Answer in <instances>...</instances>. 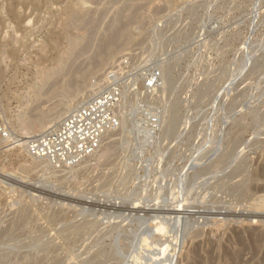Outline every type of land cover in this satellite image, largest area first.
<instances>
[{"label": "rangeland", "instance_id": "374dc122", "mask_svg": "<svg viewBox=\"0 0 264 264\" xmlns=\"http://www.w3.org/2000/svg\"><path fill=\"white\" fill-rule=\"evenodd\" d=\"M110 45L117 51L105 63L102 58L110 53ZM63 59L66 66L62 65V70L47 78L48 70L59 66ZM125 59L129 60L128 68L122 66ZM100 61L103 65L95 74L93 68L102 64ZM111 68L132 73L135 94L127 87L122 127L116 131L118 134L104 141L101 148L104 153L100 149L80 167L61 172H56L59 168H51L52 165L47 169L41 159L30 157L19 143L28 135L22 132L21 123L40 113L43 116L47 111L49 118L65 111L66 102L72 98L69 91L83 77L89 84L97 85L94 96L103 88L105 75ZM153 70L159 72L160 80L153 93H147L144 85ZM68 82L71 88L62 89L60 84ZM89 89L92 87L88 86ZM86 94L90 93H81L80 99ZM146 112L149 115L159 112L163 117V120L158 117L162 121L152 138L150 131L137 133L136 126L147 125ZM132 113L134 116H129ZM55 122L29 135L38 134ZM0 127L8 132L7 137H0V264L147 262L148 257H154L152 252H157L146 241L150 224L147 219L154 212L130 210L134 203H152L151 197L160 194L168 205L176 195L184 201L180 203H192L189 217H211L214 215L199 212L220 210V213L226 204L229 210L225 206L227 210L222 212H230L238 204L244 206L264 196V0H0ZM120 136L124 139H119ZM216 148L221 151L215 153ZM12 173L21 175L24 182L18 185L9 179ZM71 193L77 194L73 197ZM200 201L210 202L209 205L205 202L207 209L212 203L216 210L213 207L207 210ZM241 219L234 222L226 219V227L221 228L213 223L195 225L185 237L179 232L177 242H163L162 238L157 246L166 250L178 246L175 264H262L264 218L258 222L259 227H256L258 223L249 224L247 220L248 224L240 223ZM252 231L260 237L256 249L252 248ZM138 234L145 240L143 244L137 239ZM122 246L128 247L125 250ZM238 250L242 252L240 260H231Z\"/></svg>", "mask_w": 264, "mask_h": 264}, {"label": "bare ground", "instance_id": "6f19581e", "mask_svg": "<svg viewBox=\"0 0 264 264\" xmlns=\"http://www.w3.org/2000/svg\"><path fill=\"white\" fill-rule=\"evenodd\" d=\"M109 37V36H108ZM108 39V38H107ZM106 39V40H107ZM111 42V41H110ZM113 42V41H112ZM111 46V45H110ZM113 46H114V44H113ZM111 48V50H109L110 51V53L107 55V56H105L104 58H102V59H104L103 60V62H105V61H108V60H110L111 58H112V56H113V53L115 52V51H117L116 50V48L115 47H110ZM121 48V47H120ZM109 49V48H108ZM71 54V53H70ZM73 54V53H72ZM64 58H66V57H64ZM68 59H69V56H68ZM69 61H70V59H69ZM64 62H65V59H63L60 63H58L59 64V66H57V67H55V68H53L52 70H48V73L46 74V76H47V78H49L50 79V77L54 74V73H56L57 71H60V70H62L61 69V67H62V65H65L64 64ZM100 62H102V61H100ZM103 62H102V64H100V63H98V64H100V65H98V66H95L94 68H93V72L96 74L97 72H99V70H101V66L103 65ZM67 63V62H66ZM106 63V62H105ZM66 66V65H65ZM64 67V66H63ZM69 68V67H68ZM92 67H90L89 69H91ZM60 69V70H59ZM165 70V69H164ZM91 71H92V69H91ZM90 70L89 71H87V72H91ZM80 72V71H79ZM73 73V72H72ZM81 73V72H80ZM165 73V72H164ZM70 74V73H69ZM76 73H74V75H75ZM93 74V73H92ZM77 75V74H76ZM80 75V74H79ZM71 76V75H70ZM82 76V75H81ZM164 76V75H163ZM80 80V79H79ZM87 81V82H86ZM86 81H85V79H84V77H83V79H81L80 81H77V84H76V86L74 87V89L73 90H70L69 92H71V95H72V98H71V100H69V101H67L66 102V108H65V111H63V112H60V113H58L57 115H55L54 116V114H56V113H54L52 116H51V118H49V112L47 111L46 113L47 114H44L43 116H41L42 114L40 113V116H39V114H38V116L36 117L35 116V118H32V116L29 118V120H26V121H23L22 123H21V130H22V132H24V133H28V135L30 134V133H32V132H34V131H36L37 129H39V128H44V127H46L47 125H49L50 123H52V122H55V121H58L61 117H63V115H65L66 113H68L71 109L72 110H74L77 106H79L83 101H84V99L85 98H89L90 96H92L94 93H95V91H96V87H97V85L96 86H94V84H89L90 82L88 81V79H86ZM164 81V80H163ZM70 82V81H69ZM69 82H68V84H64V83H62V84H60L61 85V88L62 89H65V90H69V87L71 88V84H69ZM95 84H97V83H95ZM53 85V84H52ZM88 86H91L92 87V89H89V90H87V87ZM57 88H60V86L58 87L57 86ZM69 92H67V93H69ZM83 92H86V93H90V94H86L85 95V97L81 100L80 98H81V96H80V94L81 93H83ZM147 94V93H146ZM147 95H149V94H147ZM144 97V96H143ZM66 101V100H65ZM82 101V102H81ZM142 101V100H141ZM81 102V103H80ZM61 103H63V102H61ZM80 103V104H79ZM55 104V103H54ZM57 106V105H56ZM151 106V105H150ZM72 107H74V108H72ZM124 108V107H123ZM157 109V108H156ZM71 110V111H72ZM142 110H144V109H142ZM147 110V109H146ZM158 110V109H157ZM70 111V112H71ZM131 111V110H130ZM156 111V110H155ZM138 112V111H137ZM160 112V111H159ZM159 112H158V117L159 118H161L162 116L160 115L159 116ZM147 113V112H146ZM148 114V113H147ZM161 114V113H160ZM127 115V114H126ZM144 115V114H143ZM149 115V114H148ZM47 116H48V118H47ZM139 116V115H138ZM34 117V116H33ZM146 117V116H145ZM151 119L154 117V116H149ZM32 118V119H31ZM127 118V117H126ZM158 118V119H159ZM131 119V118H130ZM139 119V118H138ZM142 119H143V116H142ZM147 119V118H146ZM146 119H145V121H146ZM150 119V120H151ZM144 120V119H143ZM150 120L148 121V122H145V121H142V122H145V124H147L148 125V130L145 128V129H140L139 130V133H143V131L145 132V131H150ZM162 120H163V117H162ZM161 119L159 120V122L160 121H162ZM130 121V120H129ZM59 122V121H58ZM58 122H55V124L54 125H56ZM138 122V121H137ZM125 123V122H124ZM130 123V122H129ZM140 123H141V121H140ZM142 124V123H141ZM53 125V126H54ZM129 125V124H128ZM130 126V125H129ZM141 126V125H140ZM137 127V126H136ZM124 129V128H123ZM128 130V129H127ZM167 130V129H166ZM129 131H130V129H129ZM128 131V132H129ZM132 131V130H131ZM167 132H168V130H167ZM170 132V131H169ZM118 134V132H113V133H110V134H108L107 135V137H106V139H105V141L107 140V139H109V138H112L115 134ZM123 133V132H122ZM131 133H129V135H130ZM18 135H20V134H18ZM26 135V136H24V137H22L21 138V140H20V136L18 137L19 138V140H20V142H19V140H18V142L21 144V146H22V148L23 149H26V141H27V139H28V137L29 136H31V135ZM132 136H133V134H131ZM139 135V134H138ZM143 135V134H142ZM16 136V135H15ZM23 136V135H22ZM141 136V135H140ZM140 136H138V137H140ZM125 137H126V135H125ZM12 138V137H11ZM14 138V137H13ZM16 138V137H15ZM25 138H27L26 140H24ZM141 138V137H140ZM144 138V137H143ZM119 139H124V138H122L121 136H120V138ZM118 139V140H119ZM127 139H128V137H127ZM1 140H3V138L1 139ZM130 140V139H129ZM128 140V141H129ZM139 140V139H138ZM5 141H7V140H5ZM16 141V140H15ZM114 141V140H113ZM124 141V140H123ZM127 140L125 139V142H126ZM132 141V140H131ZM12 142V141H11ZM110 142H112V141H110ZM161 142V141H160ZM128 143V142H127ZM154 143V142H153ZM156 143V142H155ZM15 144V143H14ZM13 144V145H14ZM19 144V145H20ZM129 144V143H128ZM131 144V143H130ZM161 144V143H160ZM108 145V144H107ZM132 145V144H131ZM159 145V144H158ZM103 146V145H102ZM106 146V145H105ZM104 146V147H105ZM132 146H134V145H132ZM153 146H155V145H153ZM152 146V147H153ZM130 147V146H129ZM140 147H143L142 145L140 146ZM102 148V147H101ZM100 148V149H101ZM113 148V147H112ZM128 148V147H127ZM145 148V147H144ZM161 148V147H160ZM99 149V150H100ZM130 149V148H129ZM102 151H103V153H104V150L103 149H101ZM100 150V151H101ZM106 150H108L107 149V147H106ZM109 150H111L110 148H109ZM108 150V151H109ZM148 150V149H147ZM150 150V149H149ZM152 150L154 151V148H152ZM156 150H157V148H156ZM155 150V151H156ZM162 150V149H161ZM165 150V149H164ZM220 152L221 150H219V148L217 149L216 148V151L215 150H213L212 151V154L214 153V151H215V153L216 152H218V151ZM140 151H141V149H140ZM158 151V150H157ZM106 152V151H105ZM136 152V151H135ZM146 152H148V151H146ZM164 152H166V151H164ZM163 152V153H164ZM218 152V153H219ZM139 153V152H138ZM137 153V154H138ZM150 153V152H149ZM158 153H159V151H158ZM162 153V152H161ZM215 153H214V155H215ZM229 153V152H228ZM141 154H145V153H140V155ZM148 154V153H147ZM165 154V153H164ZM223 154V153H222ZM227 154V153H226ZM105 155V154H104ZM139 155V154H138ZM137 155V158H141V156H138ZM152 155H154V154H152ZM217 155V154H216ZM224 155V154H223ZM105 156H107V155H105ZM130 156H132L133 157V155H130ZM148 157H150L149 155H147ZM146 156V157H147ZM163 156V155H162ZM200 156V155H199ZM208 156V155H207ZM210 156H212V155H209V157L208 158H211ZM218 156V155H217ZM90 157V156H89ZM144 157V156H143ZM227 157V156H226ZM152 158V157H151ZM162 158H164V157H162ZM161 158V159H162ZM197 158H201V157H197ZM196 158V159H197ZM205 158V157H204ZM204 158H201V159H204ZM213 159L215 158V156H213L212 157ZM217 158V157H216ZM228 158V157H227ZM36 159V158H35ZM144 159V158H143ZM147 159H149V158H147ZM156 159V158H155ZM212 159V160H213ZM222 159V158H221ZM224 159V158H223ZM226 159V158H225ZM224 159V160H225ZM245 159V158H244ZM38 160H40V159H38ZM86 160V159H85ZM84 160V161H85ZM133 160V159H132ZM137 160V159H136ZM135 160V161H136ZM163 160V159H162ZM205 160V159H204ZM209 160V159H208ZM207 160V161H208ZM216 160V159H215ZM218 160V159H217ZM35 161V160H34ZM40 161H42V163H46V165H47V169L48 168H50V167H48V166H51V165H49L48 163H47V161H45V160H40ZM83 161V162H84ZM89 161V160H88ZM125 161H127V160H125ZM150 160H148V162H149ZM200 161V160H199ZM206 161V162H207ZM220 161H222V160H220ZM82 162V163H83ZM151 162V161H150ZM204 162V161H203ZM205 162V163H206ZM209 162V161H208ZM215 162V161H214ZM248 162V161H247ZM41 163V162H40ZM82 163H80V164H82ZM144 163H145V159H144ZM153 163H154V161H153ZM228 163V162H227ZM239 163V162H238ZM237 163V164H238ZM80 164H78L77 166H79ZM145 164H148V163H145ZM155 164V163H154ZM210 164V163H209ZM209 164H207V165H209ZM241 164V163H240ZM239 164V165H240ZM249 164V163H248ZM263 164V163H262ZM141 165V164H140ZM192 165V164H191ZM191 165H189L190 166V168H191ZM217 165V164H216ZM228 165V164H227ZM77 166H74V167H69V168H66V167H63V168H59V169H56V172H61V171H65V170H67V169H69V170H72L73 171V169L75 168V167H77ZM134 166H135V164H134ZM147 166V165H146ZM151 166V165H150ZM195 165H193V167H194ZM199 166V165H198ZM203 166V165H202ZM211 166V165H210ZM219 166H221V165H219ZM226 166V165H225ZM238 166V165H237ZM253 166V165H252ZM80 167V166H79ZM152 167V166H151ZM160 167V166H159ZM192 167V168H193ZM212 167V166H211ZM216 167V166H215ZM239 167V166H238ZM51 168H56V167H52L51 166ZM50 168V169H51ZM125 168V167H124ZM130 168V167H129ZM199 168V167H198ZM198 168H196L197 170H199ZM201 168V167H200ZM220 168V167H219ZM225 168V167H224ZM232 168V167H231ZM237 167L235 166V168L234 169H236ZM263 168V167H262ZM76 169V168H75ZM83 169V168H82ZM81 169V170H82ZM127 169V168H126ZM195 169V170H196ZM208 169H209V167H208ZM223 169V168H222ZM242 169V168H241ZM131 170V169H130ZM129 170V171H130ZM132 170H133V168H132ZM131 170V171H132ZM188 170V169H187ZM193 170V169H192ZM197 170L195 171V173H197ZM207 170V169H206ZM215 170V169H214ZM217 170V169H216ZM215 170V171H216ZM223 170H226V169H223ZM233 170V169H232ZM45 171V170H44ZM54 171V170H53ZM83 171V170H82ZM204 171V170H203ZM211 171V170H210ZM219 171V170H218ZM227 171H228V169H227ZM230 171H231V169H230ZM230 171H228V172H230ZM238 171V170H237ZM258 171V170H257ZM263 171V170H262ZM261 171V172H262ZM52 172V171H51ZM81 172V171H80ZM142 172V171H141ZM185 172V171H184ZM184 172H183V176H184ZM201 172V171H200ZM207 172V171H206ZM234 172V171H233ZM241 172V171H240ZM260 172V171H259ZM5 173V172H4ZM43 173H46V172H43ZM66 173V172H65ZM67 173H69V171L67 172ZM137 173H139V172H137ZM186 173H187V171H186ZM189 173H190V171H189ZM192 173V172H191ZM215 173V172H214ZM224 173V172H223ZM231 173V172H230ZM246 173V172H245ZM256 173V172H255ZM264 173V172H263ZM124 174V173H123ZM213 174V173H212ZM217 174H218V172H217ZM239 174V173H238ZM260 174V173H259ZM0 175H2V173L0 174ZM65 175V174H64ZM129 175H130V173H129ZM198 175H200L199 173L197 174V176ZM233 175V174H232ZM256 175H258V174H256ZM255 175V176H256ZM5 176V175H4ZM21 176V175H20ZM20 176H17V175H15L14 173H12L11 175H10V177L11 178H9V179H11L12 181H14L15 183H19L20 184V182H22L23 180L21 179L22 178V176L20 177ZM63 176V175H62ZM80 176V175H79ZM123 176V175H122ZM121 176V177H122ZM210 176H212V175H210ZM225 176V175H224ZM238 176V175H237ZM242 176V175H241ZM57 177H59V176H57ZM144 177V176H143ZM186 177V176H185ZM192 177V176H191ZM191 177H189L188 179L190 180V178ZM194 177H196V175L194 176ZM222 178V180H223V176H221ZM263 177V176H262ZM26 178V177H25ZM28 178V177H27ZM74 178H76V177H74ZM73 178V179H74ZM126 178V177H125ZM142 178V177H141ZM211 178H213V177H211ZM210 178V179H211ZM257 178V177H256ZM259 178L260 177H258V180H259ZM1 179V178H0ZM24 179V178H23ZM57 179H59V178H57ZM67 179V178H66ZM186 179V178H185ZM224 179H225V177H224ZM254 179V178H253ZM252 179V180H253ZM262 179V178H261ZM39 180V179H38ZM56 180V179H55ZM54 180V181H55ZM106 180H108V179H106ZM237 180V179H236ZM244 180V179H243ZM242 180V181H243ZM255 180V179H254ZM257 180V179H256ZM4 181V180H3ZM6 181V180H5ZM43 181H45V180H43ZM53 181V180H52ZM60 181V180H59ZM187 181V180H186ZM208 182H209V180H207ZM205 182V183H208V182ZM228 181H229V179H228ZM244 181H246V180H244ZM261 181V180H260ZM24 182V181H23ZM46 182H47V180H46ZM212 182V181H211ZM215 182V181H214ZM220 182V181H219ZM237 182V181H236ZM41 183V182H40ZM63 183L64 182H62V185H63ZM222 183V182H221ZM224 183V182H223ZM226 183V182H225ZM243 183V182H242ZM253 183V182H252ZM255 183V182H254ZM0 184H1V182H0ZM18 184V185H19ZM29 184V183H28ZM33 184V183H32ZM35 184V183H34ZM50 184H51V182H50ZM64 184H67V183H64ZM106 184V183H105ZM119 184V183H118ZM139 184V183H138ZM175 184V183H174ZM25 185V184H24ZM36 185V184H35ZM60 185V184H59ZM102 185V184H101ZM101 185H100V187H101ZM114 185H115V183H114ZM178 185V184H177ZM210 185H212V184H210ZM218 185V184H217ZM221 185V184H220ZM220 185H218V186H220ZM235 185V184H234ZM243 185V184H242ZM263 185V184H262ZM2 186V185H1ZM0 186V187H1ZM17 186V185H16ZM15 186V187H16ZM27 186V185H26ZM98 186V185H97ZM96 186V187H97ZM148 186V185H147ZM158 186H160V185H158ZM224 186H226V185H224ZM18 187V186H17ZM214 187V186H213ZM228 187V186H227ZM232 187H234V186H232ZM238 187H241V185L239 186L238 185ZM2 188V187H1ZM22 188V187H21ZM24 188V187H23ZM22 188V189H23ZM43 188V187H42ZM47 188V187H46ZM109 188V187H108ZM156 188V187H155ZM166 188V187H165ZM175 188V187H174ZM195 188V187H194ZM197 188V187H196ZM230 188V187H229ZM236 188V187H235ZM244 188V187H243ZM254 188V187H253ZM6 189V188H5ZM18 189H20V188H18ZM26 189V188H25ZM37 189V188H36ZM54 189H56V188H54ZM64 189V188H63ZM85 189V188H84ZM95 189V188H94ZM161 189V188H160ZM172 189V188H171ZM177 189V188H176ZM213 189V188H212ZM249 189V188H248ZM14 190V189H13ZM16 190V189H15ZM42 190V189H41ZM51 190V189H50ZM96 190V189H95ZM158 190H159V188H158ZM209 190V189H208ZM217 190V189H216ZM219 190V189H218ZM237 190V189H236ZM260 190V189H259ZM29 191V190H28ZM48 191V190H47ZM47 191H45L46 192V194H47ZM52 191V190H51ZM50 191V192H51ZM54 191V190H53ZM76 191V190H75ZM83 191V190H82ZM86 191V190H85ZM113 191V190H112ZM112 191H110L109 193H111ZM133 191V190H132ZM177 191H179V190H177ZM176 191V192H177ZM203 191H204V189H203ZM231 191V190H230ZM235 191V190H234ZM244 191V190H243ZM250 191H251V189H250ZM252 191H255V190H252ZM42 192V191H41ZM56 192H57V190H56ZM70 192H72V191H70ZM88 192V191H87ZM103 192V191H102ZM162 192H164V191H162ZM161 192V193H162ZM196 192V191H195ZM198 192V191H197ZM209 192V191H208ZM217 192V191H216ZM231 192H233V191H231ZM239 192H240V190H239ZM242 192V191H241ZM249 192V191H248ZM20 193V192H19ZM66 193H68L67 191H66ZM106 193V192H105ZM201 193V192H200ZM200 193H199V195H200ZM204 193V192H203ZM246 192H244L243 194H245ZM253 193H255V192H253ZM253 193H251V194H253ZM258 193H260V192H258ZM27 194V193H26ZM39 194V193H38ZM37 194V195H38ZM53 194H55V193H53ZM57 194V193H56ZM62 194V193H61ZM60 194V195H61ZM70 194V193H69ZM72 195H73V193H71ZM77 193H75L74 195H76ZM102 194V193H101ZM104 194V193H103ZM102 194V195H103ZM108 194V193H107ZM123 194V193H122ZM148 194V193H147ZM167 194H168V192H167ZM178 194V193H177ZM193 194H195V193H193ZM206 194V193H205ZM209 194V193H208ZM234 194V193H233ZM247 194V193H246ZM33 195V194H32ZM43 195V194H42ZM58 195V194H57ZM71 195V196H72ZM73 195V197H75ZM84 195V194H83ZM89 195V194H88ZM91 195V194H90ZM136 195V194H135ZM134 195V196H135ZM182 195H183V193H182ZM182 195H181V197H182ZM210 195V194H209ZM213 195V194H212ZM216 195V194H215ZM214 195V196H215ZM247 195H249V194H247ZM254 195V194H253ZM260 196H261V194H259ZM26 196H28V195H26ZM25 196V197H26ZM39 197H40V195H38ZM43 196H46L45 194L43 195ZM49 196V195H48ZM47 196V197H48ZM54 196V195H53ZM56 196V195H55ZM66 196H67V194H66ZM69 196V195H68ZM79 196V195H78ZM81 196V195H80ZM99 196V195H98ZM111 196V195H110ZM146 196V195H145ZM150 197L151 196H153V195H149ZM176 196V195H175ZM173 197V198H175L174 199V202L172 201L171 203H173V204H176L177 206H173V205H170V204H168V205H166L165 203V201L162 199V197H161V195L160 194H156V195H154L153 196V198L151 197V200H152V203H151V201L149 202V203H144V204H140V202L137 204V203H134V205L133 204H131V205H133L132 206V208H129L130 210H135V211H145V212H154L152 215H150L149 217H148V221H147V223L148 222H150V224H149V232L147 231V230H144V231H147V239H146V241H147V243L149 244V245H151L153 248H154V250H156L157 252H152V250H150L152 253H153V255H154V257H148V259L147 260H149V261H136V264H159V263H162V264H175V261H176V259H177V247H172V248H169L168 250H166L167 248L166 247H163V246H157V245H159L162 241H161V239L163 238V242L164 241H171L172 243H175V242H177L176 241V239H177V235H178V233L181 235V233H182V235L185 237V235L184 234H186V232H188V231H190V229H191V227L193 228V226H197V225H204V224H208V223H213L214 225H215V227L217 226L218 228H221L225 223H227L228 221H236V220H240L241 219V217H244L243 219H241V222L240 223H242V221L244 222H246L247 223V221H248V223L249 224H256V223H258L259 221H261V217H263L264 218V196L263 197H260V196H258V200H256V201H253V202H247V204H243L244 206H240L241 204H238L237 206H235L234 208H235V210L233 209V208H230V209H233L234 211H231L230 210V212H222L226 207H228V205L226 204L225 206H224V209L223 210H221V212L219 213V211L218 212H199L200 214H209V215H214V216H200V215H196L195 217H189L188 216V214L190 215V210L192 209L190 206V204H192V203H189L188 205H184L183 203H180L181 201H182V199H181V201L180 200H178V198H176V197ZM184 196V195H183ZM213 196V197H214ZM230 196H231V194H230ZM236 196V195H235ZM257 196V195H256ZM21 197H23V195L21 196ZM29 197V196H28ZM57 197H61V196H57ZM77 197V196H76ZM123 197V196H122ZM136 197H138V196H136ZM142 197V196H141ZM144 197V196H143ZM147 197H148V195H147ZM168 197V196H167ZM189 197V196H188ZM204 197V196H203ZM218 197V196H217ZM225 197V196H224ZM229 197V196H228ZM232 197V196H231ZM231 197H230V199H231ZM249 197V196H248ZM24 198V197H23ZM30 198V197H29ZM33 198V197H32ZM36 198H37V196H36ZM41 198V197H40ZM51 198V197H50ZM81 198V197H80ZM88 199H89V197H87ZM94 198V197H93ZM92 198V199H93ZM96 198V197H95ZM109 198H111V197H109ZM138 198H140V197H138ZM144 198H146V197H144ZM149 198V197H148ZM163 198H165V197H163ZM186 198H187V195H186ZM190 198H191V196H190ZM193 198V197H192ZM205 198V197H204ZM204 198H202V199H204ZM215 198V197H214ZM220 198V197H219ZM256 198V197H255ZM31 199V198H30ZM54 199V198H53ZM70 199V198H69ZM82 199H83V197H82ZM84 199H86L85 197H84ZM117 199H118V197H117ZM126 199V198H125ZM143 199V198H142ZM141 199V200H142ZM213 199V198H212ZM33 201H34V199H32ZM40 200V199H39ZM50 200V199H49ZM76 200H78V199H76ZM112 200V199H111ZM150 200V199H149ZM166 200V199H165ZM184 200H186L185 198H184ZM191 200V199H190ZM190 200L188 201V202H190ZM197 201H198V199H196ZM207 200V199H206ZM221 200V199H220ZM248 200H250V199H248ZM41 201V200H40ZM54 201H55V199H54ZM59 201V200H58ZM65 201V200H64ZM79 201V200H78ZM81 201V200H80ZM84 201V200H83ZM93 201V200H92ZM101 201V200H100ZM124 201V200H123ZM122 201V202H123ZM134 201V200H133ZM144 201H145V199H144ZM144 201H142V202H144ZM170 201H171V199H170ZM187 201V200H186ZM195 201V200H194ZM214 201V200H213ZM215 201H216V199H215ZM224 201V200H223ZM230 201V200H229ZM229 201H228V203H229ZM232 201V200H231ZM86 202V201H85ZM107 202V201H106ZM108 202H109V200H108ZM107 202V203H108ZM126 202V201H125ZM165 202V203H164ZM182 202H184V201H182ZM193 202V201H192ZM201 202V201H200ZM205 202L206 201H204V203L203 202H201V203H203L204 205H205ZM220 202V201H219ZM218 202V203H219ZM31 203H32V201H31ZM39 203V202H38ZM63 203V202H62ZM77 203V202H76ZM83 203V202H82ZM88 203V202H87ZM110 203H112V202H110ZM116 203V202H115ZM114 203V204H115ZM128 203H129V201H128ZM131 203V202H130ZM201 203L200 204H198L199 206L201 205ZM206 203H208V202H206ZM210 203V202H209ZM209 203H208V205H209ZM238 203V202H237ZM33 204V203H32ZM120 204V203H119ZM122 204V203H121ZM124 204V203H123ZM127 204V203H126ZM186 204V203H185ZM230 204V203H229ZM232 204V203H231ZM42 205V204H41ZM66 205V204H65ZM100 205V204H99ZM102 205V204H101ZM103 205H104V202H103ZM190 205V206H189ZM196 205H197V203H196ZM204 205H203V207H204ZM30 206H31V204H30ZM36 206V205H35ZM48 206V205H47ZM59 206V205H58ZM63 206V205H62ZM85 206V205H84ZM106 206V205H105ZM112 206H113V203H112ZM111 206V207H112ZM120 206V205H119ZM130 206V205H129ZM202 206V205H201ZM214 206H215V204H214ZM217 207H219L218 205H216ZM221 206V205H220ZM230 206V205H229ZM31 207H33V206H31ZM36 207H38V206H36ZM35 207V208H36ZM65 207V206H64ZM74 207H76L75 205H74ZM89 207H91V206H89ZM88 207V208H89ZM118 207V206H117ZM141 207H143L142 209H140ZM194 207H195V205H194ZM207 206L205 205V208H206ZM213 206H212V203H211V208H212ZM221 207H223V205L221 206ZM240 207V208H239ZM85 208V207H84ZM99 208V207H98ZM114 208V207H113ZM197 208H199L198 206H197ZM201 208V207H200ZM204 208V209H205ZM210 208V206L208 207V209H211ZM216 208V207H215ZM214 207L212 208V210L213 209H215ZM236 208H237V210H236ZM55 209V208H54ZM58 209H59V207H58ZM66 209V208H65ZM90 209V208H89ZM97 209V208H96ZM103 209V208H102ZM106 209V208H105ZM109 209V208H108ZM124 209H126V208H124ZM194 209V208H193ZM196 209V208H195ZM207 209V208H206ZM207 209V210H208ZM217 209H220V208H217ZM244 209V210H243ZM30 210H32V209H30ZM33 210H35V209H33ZM61 210V209H60ZM66 210H68V209H66ZM99 210V209H98ZM129 210V211H130ZM203 210V209H202ZM216 210V209H215ZM225 210H227V208L225 209ZM228 210H229V207H228ZM53 211H55V210H53ZM107 211V210H106ZM113 211H114V209H113ZM122 211V210H121ZM196 211H199V210H196ZM211 211V210H210ZM214 211V210H213ZM40 212V211H39ZM56 212H57V210H56ZM72 212V211H71ZM81 212V211H80ZM86 212H87V210H86ZM90 212V211H89ZM96 212H97V210H96ZM103 212V211H102ZM101 212V213H102ZM115 212V211H114ZM123 212V211H122ZM126 212V211H125ZM193 212V211H192ZM26 213V212H25ZM29 214H31V211L30 212H28ZM28 213H26V214H28ZM41 213H43L42 211H41ZM54 213V212H53ZM66 213V212H65ZM69 213V212H68ZM108 213H109V211H108ZM113 213V212H112ZM116 213V212H115ZM114 213V214H115ZM118 213V212H117ZM132 213V212H131ZM144 213V212H143ZM194 213V212H193ZM198 213V212H197ZM51 214V213H50ZM59 214V213H58ZM89 214V213H88ZM91 214V213H90ZM104 214V213H103ZM134 214V213H133ZM137 214V213H136ZM221 215V216H219V217H216L215 215ZM32 215V214H31ZM37 215V214H36ZM42 215V214H41ZM63 215V214H62ZM67 215V214H66ZM82 215V214H81ZM106 215V214H105ZM113 215V214H112ZM125 215V214H124ZM129 215V214H128ZM138 215V214H137ZM143 215V214H142ZM29 216V215H28ZM38 216V215H37ZM69 216V215H68ZM85 216V215H84ZM88 216V215H87ZM95 216V215H94ZM114 217H115V215H113ZM135 216V215H134ZM139 216V215H138ZM145 216V215H144ZM191 216H194V215H191ZM199 216V217H198ZM228 216H232L233 218H228ZM27 217V216H26ZM32 217V216H31ZM30 217V218H31ZM52 217H54V216H52ZM125 217H128V216H125ZM42 218V217H41ZM40 218V219H41ZM60 218V217H59ZM81 218V217H80ZM105 218V217H104ZM138 218V217H137ZM49 219V218H48ZM51 219V218H50ZM61 219V218H60ZM85 219V218H84ZM84 219H82L83 221H84ZM101 220H102V218H100ZM124 219V218H123ZM226 219L228 220V221H226ZM27 220V219H26ZM35 220V219H34ZM46 220V219H45ZM87 220V219H86ZM99 220V219H98ZM247 220V221H246ZM53 221V220H52ZM88 221V220H87ZM94 221V220H93ZM121 221V220H120ZM134 221V220H133ZM82 222V221H81ZM89 222V221H88ZM99 222H100V220H99ZM102 222H104V221H102ZM138 222V221H137ZM27 223H28V221H27ZM40 223V222H39ZM97 223V222H96ZM118 223V222H117ZM247 223V224H248ZM260 223V222H259ZM259 223H258V226H256V227H259L260 225H259ZM49 224V223H48ZM79 223H77V225H78ZM84 224V223H83ZM230 224H232V223H230ZM237 224V223H236ZM50 226H52L51 224H49ZM76 225V226H77ZM86 225V224H85ZM84 225V226H85ZM101 225V224H100ZM111 225V224H110ZM115 225H116V223H115ZM146 225H148V224H146ZM233 225V224H232ZM246 225V224H245ZM244 225V226H245ZM98 226V225H97ZM109 226V225H108ZM225 226V225H224ZM253 226V225H252ZM262 226V225H261ZM46 227V226H45ZM55 227V226H54ZM79 227V226H78ZM112 227V226H111ZM121 227V226H120ZM138 227V226H137ZM200 227V226H199ZM203 227V226H202ZM201 227V228H202ZM208 227V226H207ZM226 227V226H225ZM238 227V226H237ZM253 227H255V226H253ZM127 228V227H126ZM209 228V227H208ZM224 228V227H223ZM223 228H222V230H223ZM241 228V227H240ZM247 228H248V226H247ZM249 228H250V226H249ZM54 229V228H53ZM57 229V228H56ZM86 229V228H85ZM103 229H105V226H104V228ZM125 229V228H124ZM131 229V228H130ZM217 229V228H216ZM260 229V228H259ZM108 230H110V229H108ZM192 230V229H191ZM199 230V229H198ZM201 230V229H200ZM219 230V229H218ZM56 231V230H55ZM111 231H113V230H111ZM133 231V230H132ZM135 231H137V229L135 230ZM213 231H215V229L214 230H212V232ZM221 231V230H220ZM239 231V230H238ZM256 231V230H255ZM258 231V230H257ZM81 232V231H80ZM110 232V231H109ZM191 232V231H190ZM199 232H201V231H199ZM203 232V231H202ZM232 232H234V231H232ZM61 233H63V232H61ZM79 233V232H78ZM85 233V232H84ZM106 233V232H105ZM144 233V234H145ZM252 234L251 235H253L252 237H251V242H252V248H254V249H256V247L258 246L259 247V241H260V237H259V235L257 234V236H256V233H253V231L251 232ZM259 233V232H258ZM120 234H121V232H120ZM142 234H143V232H142ZM143 234V235H144ZM218 234V233H217ZM220 234V233H219ZM237 234V233H236ZM238 234H240V233H238ZM263 234V233H262ZM54 235V234H53ZM134 235V234H133ZM179 235V236H180ZM195 235V234H194ZM202 235V234H201ZM261 235V234H260ZM264 235V234H263ZM101 236H102V234H101ZM128 236V235H127ZM135 236V235H134ZM137 236H138V238H137ZM136 236V238L137 239H139L140 241L139 242H143V241H145V240H143L142 238H141V236H139V234ZM188 236V235H187ZM192 236V235H191ZM208 236V235H207ZM240 236V235H239ZM244 236V235H243ZM248 236V235H247ZM63 237V236H62ZM67 237V236H66ZM182 237V236H181ZM242 237V236H241ZM249 237H250V235H249ZM264 237V236H263ZM64 238V237H63ZM194 238H196L195 236H194ZM240 237H238L237 238V240L239 239ZM262 238V237H261ZM122 240L124 239L125 241H127L128 240V238L126 239V238H121ZM132 239H134V237L132 238ZM182 239H183V237H182ZM209 239V238H208ZM213 239V238H212ZM234 239V238H233ZM242 239V238H241ZM249 239V238H248ZM121 240V241H122ZM136 240V239H135ZM232 240V239H231ZM72 241V240H71ZM120 241V242H121ZM130 241L131 240H129V242H128V244L130 243ZM137 241V240H136ZM215 241V240H214ZM218 241V240H217ZM235 241V240H234ZM239 241V240H238ZM70 242V241H69ZM114 242V241H113ZM118 242V241H117ZM124 242V241H123ZM135 242V241H134ZM213 242V241H212ZM126 243V242H125ZM145 243V242H144ZM242 243V242H241ZM67 244V243H66ZM70 244V243H69ZM128 244H126V245H128ZM131 244V243H130ZM136 244H137V242H136ZM143 244V243H142ZM222 244V243H221ZM238 244V243H237ZM163 245V244H162ZM66 246V245H65ZM75 246V245H74ZM73 246V247H74ZM125 246V245H124ZM124 246H122V247H124ZM179 246H180V244H179ZM262 246V245H261ZM126 247H128V246H126ZM126 247H124V249L126 250ZM129 247H130V245H129ZM196 247V246H195ZM198 247V246H197ZM222 247V246H221ZM242 247V246H241ZM249 247V246H248ZM70 248V247H69ZM72 248V247H71ZM131 248V247H130ZM142 248V247H141ZM166 248V249H165ZM230 248V247H229ZM123 249V248H122ZM135 249V248H134ZM133 249V250H134ZM198 249V248H197ZM203 249V248H202ZM205 249V248H204ZM74 250V249H73ZM132 250V251H133ZM153 250V251H154ZM195 250V249H194ZM199 250V249H198ZM210 250V249H209ZM258 250V249H257ZM100 251V250H99ZM117 251H119V250H117ZM148 251V250H147ZM212 251V250H211ZM217 251V250H216ZM229 251V250H228ZM235 251V250H234ZM244 251V250H243ZM247 251V250H246ZM245 251V252H246ZM254 251H256V250H254ZM98 252V251H97ZM113 252H114V250H113ZM127 252V251H126ZM136 252V251H135ZM197 252V251H196ZM204 252V251H203ZM207 252V251H206ZM264 252V251H263ZM110 254H111V252H109ZM122 253V252H121ZM128 253V252H127ZM126 253V254H127ZM138 253H140V252H138ZM152 253H150V254H152ZM241 253L242 252H239V250H238V252H234V254H233V256H232V259L231 260H240V258L242 257L241 256ZM125 254V255H126ZM182 254V253H181ZM246 254V253H245ZM258 254V253H257ZM262 254V253H261ZM93 255V254H92ZM137 255V254H136ZM139 255V254H138ZM137 255V256H138ZM146 255V254H145ZM144 255V256H145ZM190 255V254H189ZM193 255V254H192ZM194 255H196V254H194ZM208 255V254H207ZM206 255V256H207ZM217 255V254H216ZM222 255V254H221ZM224 255V254H223ZM94 256V255H93ZM124 256V255H123ZM144 256H143V258L142 259H145L144 258ZM186 256V255H185ZM200 256V255H199ZM202 256V255H201ZM205 256V257H206ZM262 256V255H261ZM130 257V256H129ZM146 257H147V255H146ZM181 257V256H180ZM216 257V256H215ZM228 257H229V255H228ZM254 257V256H253ZM89 258V257H88ZM108 258V257H107ZM135 258V257H134ZM141 258V257H140ZM150 258V259H149ZM185 258V257H184ZM222 260H223V258L222 257H220ZM219 258V259H220ZM91 259V258H90ZM93 259V258H92ZM97 259H98V257H97ZM112 259H114V258H112ZM121 259V258H120ZM180 259V258H179ZM188 259V258H187ZM189 259H191V258H189ZM201 259V258H200ZM213 259V258H212ZM217 259V258H216ZM220 259V261H222ZM228 259V258H227ZM118 260V259H117ZM127 260V259H126ZM132 260V259H131ZM146 260V259H145ZM206 260V259H205ZM229 260V259H228ZM101 261H102V259H101ZM104 261V260H103ZM197 261V260H196ZM195 261V262H196ZM202 261V260H201ZM100 262V261H99ZM194 262V261H193ZM104 263V262H103ZM129 263V262H128ZM180 263V262H179ZM186 263H187V261H186ZM219 263H221V262H219ZM242 263H243V261H242ZM247 263V262H246ZM94 264H96V263H94ZM118 264V263H117ZM207 264V263H206ZM210 264V263H209ZM218 264V263H217ZM228 264V263H227ZM236 264V263H235ZM241 264V263H240ZM262 264H264V260H263V263Z\"/></svg>", "mask_w": 264, "mask_h": 264}, {"label": "built area", "instance_id": "2783aa9c", "mask_svg": "<svg viewBox=\"0 0 264 264\" xmlns=\"http://www.w3.org/2000/svg\"><path fill=\"white\" fill-rule=\"evenodd\" d=\"M122 66L128 68L129 60L125 59ZM160 80L158 71L153 70L149 80L144 85L147 93H153ZM102 89L91 96L74 110L69 112L56 125L35 134L26 141L27 154L32 158L47 161L56 168L77 166L86 158L95 154L103 145L108 134L122 127L125 98L130 93L135 94L132 86V73L123 72L118 68L107 71ZM150 117V136L156 134L159 125L158 114ZM129 116L133 117L134 114ZM147 129L137 126L139 129ZM7 137L8 132L0 127V137Z\"/></svg>", "mask_w": 264, "mask_h": 264}]
</instances>
